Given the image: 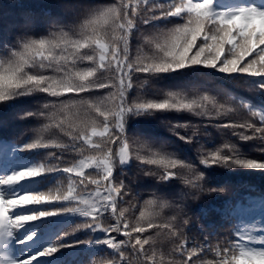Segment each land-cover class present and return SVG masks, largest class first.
<instances>
[{
  "label": "snow or ice",
  "instance_id": "snow-or-ice-1",
  "mask_svg": "<svg viewBox=\"0 0 264 264\" xmlns=\"http://www.w3.org/2000/svg\"><path fill=\"white\" fill-rule=\"evenodd\" d=\"M170 16L179 17L184 23L141 33L143 44L137 47V55L133 57L129 42L133 30L141 24ZM31 23V19L25 23L24 34L16 37L14 47L5 45L7 56L0 60V102L37 91L52 97L74 93L80 98L60 101V112L66 113L77 104L86 105L91 126L85 124L79 127L69 122L64 115L54 127L67 137V141H34L24 146L25 150L51 147L76 153L82 158L61 166L63 158L57 157V163L21 169L0 180V184L19 183L42 171H61L67 178V188L63 191L57 188L55 192L18 193L7 199L0 197V249L6 244L5 237H11L23 224L53 214L39 212L12 215L15 209L42 202L63 201L68 206L61 211L86 218V222L78 228L104 233L105 238L95 243L104 244L115 254L110 259L102 260L101 264H132L130 255L137 264H165L163 252L157 260L155 240L151 234L146 235L149 230H157V236L163 233L172 244L167 253L172 259L167 264H264V249L250 246L264 245V235L254 234L256 228L234 231L231 239L225 237L215 243L207 236L199 242L190 240L186 229L197 223L190 215V201L198 200L205 191L220 195L227 191L224 187L205 189L201 183L204 173H197L191 165H185L190 178L184 179L186 190L182 196L169 200L153 193V199L145 201L146 206L153 211H141L135 224L125 219L127 209L119 207L124 198L131 194L130 181L126 183L123 179L113 177L114 168L126 165L129 161H137L143 176L159 182L173 180L177 176L176 172L170 171V166L176 167V160L172 158L173 154L165 150L164 145L156 146L140 137L127 135L125 124L129 115H152L167 110L187 111L207 121L202 127L211 124L218 130L232 129V135L239 136L243 141L258 139L264 143V113L254 111L245 101L232 99L229 105L204 93L188 95L172 91L166 92L163 100H146L139 94L132 99L128 97L130 89H139L146 82L134 80L136 74L153 75L191 65L213 67L226 74L240 73L264 78V10L241 7L226 12L214 11L213 0H170L167 3L143 0L142 4L141 0H117L112 4L86 9L72 24L53 22L48 34L39 38L28 34ZM109 30L112 32L111 37L108 36ZM37 68L51 69L61 75L30 71ZM106 71L118 74V81L116 77L110 78V83L102 80L100 77ZM257 87L264 90V80ZM117 88L116 92H109L99 102L85 100L80 95L90 94L93 90ZM108 101H111L110 106L106 103ZM49 107L46 103L43 105L44 110L26 112L20 118L39 116L54 120L55 114L45 111ZM241 110L251 113L253 119L212 123ZM255 117L259 118V124ZM163 123L184 143H192L201 127L191 123ZM52 126L45 124L44 128ZM182 128L192 129V135H181L178 129ZM237 129L242 131H235ZM93 137H99L103 143L96 142ZM224 149L218 148L209 155H202L200 164L206 167L264 170V162L246 159L235 145L226 144ZM89 150L97 155L85 156L84 153ZM258 151L264 152V148ZM86 168H95L98 178H91L84 171ZM86 180L88 184L97 186L96 192L88 197L80 194L87 190ZM101 183L104 184V194L100 193ZM166 208L171 209L173 214L158 222L160 211L157 210ZM109 213L115 223L105 226L102 220ZM258 231L264 233V229ZM112 233L121 234L126 239L118 240ZM29 239L31 235L19 243ZM91 242L90 239L80 241L83 244ZM146 245L152 249L151 254ZM64 246L57 243L38 255H50ZM208 254L213 258L203 261L202 256ZM177 256L179 259H175ZM34 259L36 256L18 262L6 261L5 255L0 254V264H32Z\"/></svg>",
  "mask_w": 264,
  "mask_h": 264
},
{
  "label": "trees",
  "instance_id": "trees-1",
  "mask_svg": "<svg viewBox=\"0 0 264 264\" xmlns=\"http://www.w3.org/2000/svg\"><path fill=\"white\" fill-rule=\"evenodd\" d=\"M48 0H0V59H5L7 56L8 47H14L16 37L24 34V25L28 20H32L31 29L28 34L34 37L46 36L50 31V25L53 22L61 24H72L78 16L88 8L112 4L117 0H57L58 5L54 8L52 15H43L36 5L42 6ZM220 4L223 0H216ZM160 3H167L170 0H159ZM143 0H141V4ZM218 7L214 6L213 10L217 11ZM156 20L150 21L148 24H141L138 28L134 29L132 34L137 31L144 30L146 27L154 24ZM258 25V23H257ZM112 32L109 30L108 36L111 37ZM103 42V40H102ZM199 42V41H198ZM49 73L52 76L61 75L53 72L51 69H35ZM111 71H106L102 75H109ZM113 77L117 78L118 75ZM136 81H146L139 89L133 87L128 92L129 99L136 97L138 94L142 95V99L146 100H163L166 92H183L185 94H199L204 93L209 96H214L217 100L231 104L232 99L242 100L249 103L254 111L264 113V90H260L257 85L264 80V78L253 77L251 75H241L240 73L226 74L218 71L213 67H205L203 65H191L175 71L157 73L153 75L136 74L133 77ZM111 82V79L107 81ZM117 89H103L93 90L91 92V99L99 102L104 97L108 96L109 92H116ZM60 98L55 97L54 120H48L39 116H30L16 120L12 125L2 127L0 126V138L5 134H9L13 129H19L27 124L30 120L40 119L43 126L45 124H52V127L47 129L43 128V134L46 136V143L53 140L67 141V137L63 136L54 124L58 122L61 116L66 115L69 122L79 126L85 124L91 126V117L86 114L80 120V116L76 118L74 112L70 108L66 113L60 112L61 104ZM6 101L0 102V109L5 105ZM108 106L111 101L106 102ZM46 104L41 102V107L33 108L30 112H38L44 110L42 106ZM47 111V110H45ZM49 112V111H47ZM52 114L51 112H49ZM94 116L95 113L93 112ZM242 111L236 114H229L221 120L213 121L212 123H223L230 120L236 122H243L244 119H251L250 115L243 116ZM258 118V117H257ZM102 119V118H101ZM259 119V118H258ZM169 121L175 123H191L193 125L201 126L197 136L193 138L192 143H184L173 135L168 130V127L163 123ZM207 121L202 117H197L187 111H157L152 115H129L125 124L127 135L140 137L147 140L156 146L164 145L168 153L173 154V159L176 160V167L170 166V171L176 172L177 176L173 180L159 182L152 177L143 176L139 171L137 161H129L126 165L114 168L113 177L123 179L129 183L131 194L124 198L119 207L127 203L136 204L138 210L136 215L131 219L130 224H135L137 218L140 216L141 211L149 213L153 211L152 208L146 206L145 201L153 199V193L161 195L166 199L173 200L182 196L186 190L184 179L190 178V173L185 165H191L197 173H204L205 189L211 187H224L227 191L220 195L219 193H209L205 191L204 194L196 201H190L191 212L190 215L197 223H193L186 229L189 232L190 240L201 241L204 236L212 239L215 243L217 240H222L225 237L232 238L230 229L227 228L222 221H229L232 226L237 228L236 232L241 229L256 228L255 235H264L259 232V229H264V170L251 169V168H224L220 166L206 167L200 164L202 155H209L216 149H224L226 144H233L239 152L246 158L259 162L264 152L258 151L264 148V143L258 139L243 141L239 136H233L232 129L218 130L209 124L207 127H202ZM99 125V122H97ZM259 124V122L257 123ZM81 127V126H79ZM181 135H192V129H178ZM235 131H242L237 129ZM251 135V132L248 133ZM98 143H103L99 137H93ZM45 143L42 139H36ZM118 147V145H117ZM55 154L62 152L64 154L72 153L62 151L59 149L51 148ZM227 151V149H224ZM85 156H95L97 153L91 150L84 153ZM56 160V157H55ZM264 162V161H263ZM154 167V166H151ZM98 178L97 173L94 179ZM94 190L97 186L93 185ZM104 184L100 185V193L103 191ZM31 207L44 208V204H34ZM160 211V217L157 218L158 222H162L167 217L173 214L171 209L157 210ZM57 213L56 214H61ZM109 217L113 218L110 213ZM220 226L219 232L216 227ZM33 229L35 235L33 240L40 244L46 240H54L58 238L59 226L51 221L50 215L40 217L33 221ZM157 230H149L155 240V250L157 253V260L160 258V253L165 254L164 261L167 264L170 258L167 253L171 250L172 244L164 237L163 233L160 236L156 235ZM118 240L125 239L124 237H117ZM59 244H68L67 241L61 240ZM57 244V243H56ZM54 246V245H53ZM251 247L259 248L260 245H250ZM149 249L151 254L152 249ZM90 250L95 251L96 248ZM107 248L98 249L99 252H108ZM68 252V251H63ZM212 255L202 256L203 261L212 259ZM179 259V257H175Z\"/></svg>",
  "mask_w": 264,
  "mask_h": 264
},
{
  "label": "rangeland",
  "instance_id": "rangeland-1",
  "mask_svg": "<svg viewBox=\"0 0 264 264\" xmlns=\"http://www.w3.org/2000/svg\"><path fill=\"white\" fill-rule=\"evenodd\" d=\"M33 168V167H31ZM6 174V168L5 167H0V178L3 177ZM8 253H10L11 256L17 255L18 253V245L16 243V239L13 238L12 236L9 237V241L7 244Z\"/></svg>",
  "mask_w": 264,
  "mask_h": 264
}]
</instances>
